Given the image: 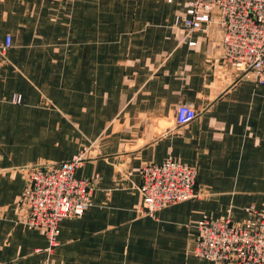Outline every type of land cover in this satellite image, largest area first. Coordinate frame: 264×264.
<instances>
[{
    "label": "crops",
    "instance_id": "1",
    "mask_svg": "<svg viewBox=\"0 0 264 264\" xmlns=\"http://www.w3.org/2000/svg\"><path fill=\"white\" fill-rule=\"evenodd\" d=\"M186 2L0 0V264H213L191 254L197 221L264 208V84L223 61L216 27L188 46ZM179 104L197 115L184 127ZM87 148L91 205L49 252L18 221L24 170ZM166 159L196 168L200 196L141 215L140 168Z\"/></svg>",
    "mask_w": 264,
    "mask_h": 264
},
{
    "label": "built area",
    "instance_id": "2",
    "mask_svg": "<svg viewBox=\"0 0 264 264\" xmlns=\"http://www.w3.org/2000/svg\"><path fill=\"white\" fill-rule=\"evenodd\" d=\"M174 24L186 32L184 41L188 46L195 45L189 40L193 33L216 27L221 32L223 61L239 78L255 86L264 84V0H187L183 15L177 16ZM9 47L10 37H6L2 50ZM11 102L19 104L21 97L14 96ZM196 116L191 106L179 104L176 126H187ZM87 151L88 148L57 165L24 170L26 185L20 199L23 212L18 221L28 229L41 231L49 252L57 245L60 223L82 215L91 205L96 179L74 176L86 161ZM139 174L141 215L152 216L200 196L194 166L166 159L159 164L142 165ZM245 212L241 223H234L229 217L199 219L191 254L213 264H264V208L250 207Z\"/></svg>",
    "mask_w": 264,
    "mask_h": 264
},
{
    "label": "rangeland",
    "instance_id": "3",
    "mask_svg": "<svg viewBox=\"0 0 264 264\" xmlns=\"http://www.w3.org/2000/svg\"><path fill=\"white\" fill-rule=\"evenodd\" d=\"M183 30V29H182ZM184 31V30H183ZM184 33H185V35H186V32L184 31ZM184 38H185V36H184ZM14 96H20V95H18V94H14V95H12V97L10 98V101H12V98L14 97ZM21 97V96H20ZM22 100V99H21ZM12 103V102H11Z\"/></svg>",
    "mask_w": 264,
    "mask_h": 264
}]
</instances>
